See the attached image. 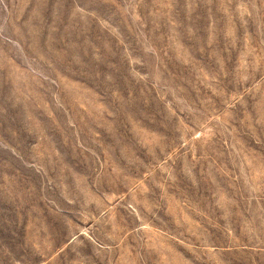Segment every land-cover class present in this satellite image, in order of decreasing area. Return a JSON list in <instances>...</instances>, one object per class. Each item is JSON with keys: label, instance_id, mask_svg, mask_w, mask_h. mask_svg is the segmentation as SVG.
<instances>
[{"label": "rangeland", "instance_id": "374dc122", "mask_svg": "<svg viewBox=\"0 0 264 264\" xmlns=\"http://www.w3.org/2000/svg\"><path fill=\"white\" fill-rule=\"evenodd\" d=\"M0 264H264V0H0Z\"/></svg>", "mask_w": 264, "mask_h": 264}]
</instances>
